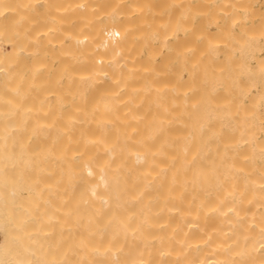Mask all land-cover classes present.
Returning a JSON list of instances; mask_svg holds the SVG:
<instances>
[{"label": "bare ground", "instance_id": "6f19581e", "mask_svg": "<svg viewBox=\"0 0 264 264\" xmlns=\"http://www.w3.org/2000/svg\"><path fill=\"white\" fill-rule=\"evenodd\" d=\"M202 1L0 0V264H264V12Z\"/></svg>", "mask_w": 264, "mask_h": 264}, {"label": "rangeland", "instance_id": "374dc122", "mask_svg": "<svg viewBox=\"0 0 264 264\" xmlns=\"http://www.w3.org/2000/svg\"><path fill=\"white\" fill-rule=\"evenodd\" d=\"M251 1H253V0H249V3L251 4ZM257 1V2H256ZM203 3H204V0L202 1ZM202 2L200 3V5H203L202 4ZM208 2V3H207ZM254 3V4H253ZM252 3V6H255V7H253L254 9H257V10H259L260 12H261V14H263V12H264V0H254V2ZM208 5V6H207ZM214 5H217L218 6V4H217V2H211V1H206V4H205V6H206V8L205 7H203V9L205 8V9H207V10H204L205 11V14L206 13H210V11H212L213 9H215L216 11H215V13H220V11H217L218 10V8H217V6H214ZM213 6V7H212ZM210 7V8H209ZM199 8V7H198ZM202 7L200 6V9H201ZM202 10V9H201ZM200 10V11H201ZM210 10V11H209ZM203 11V10H202ZM207 11V12H206ZM263 11V12H262ZM204 13V12H203ZM219 20H221L220 18H218ZM210 23H212L211 21H209ZM208 24L207 26H210V28H214L215 26H216V24L215 25H211V24ZM258 23V19H256L255 21H249L248 22V26L250 25L251 26V24L253 25V24H257ZM236 26H237V28H236ZM236 26H234V30H235V32H239L240 30L238 29V26L239 25H236ZM240 27V26H239ZM259 54V52H256V54ZM264 57V55H262L261 56V58H263ZM254 59H252V61H253ZM255 61V60H254ZM24 172H33V170L31 169V168H25L24 169ZM32 192V191H31ZM31 192L29 193L30 195H31ZM36 194V193H35ZM34 194V195H35ZM25 201H27V199L25 200ZM31 202H33V200L31 199ZM32 205H33V203H31ZM1 238V237H0ZM43 240H44V242L45 241H47L45 244H44V246L41 248V252H42V260H41V262H47V264H50V260H51V246H50V238L48 237H46V238H43ZM56 255L58 254L57 252L55 253ZM57 257H58V255H57Z\"/></svg>", "mask_w": 264, "mask_h": 264}]
</instances>
